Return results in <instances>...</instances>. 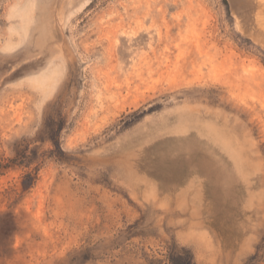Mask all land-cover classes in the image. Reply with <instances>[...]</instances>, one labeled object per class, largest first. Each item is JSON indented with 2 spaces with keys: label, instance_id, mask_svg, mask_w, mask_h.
<instances>
[{
  "label": "rangeland",
  "instance_id": "rangeland-1",
  "mask_svg": "<svg viewBox=\"0 0 264 264\" xmlns=\"http://www.w3.org/2000/svg\"><path fill=\"white\" fill-rule=\"evenodd\" d=\"M18 152L0 264H264V0H0Z\"/></svg>",
  "mask_w": 264,
  "mask_h": 264
},
{
  "label": "trees",
  "instance_id": "trees-1",
  "mask_svg": "<svg viewBox=\"0 0 264 264\" xmlns=\"http://www.w3.org/2000/svg\"><path fill=\"white\" fill-rule=\"evenodd\" d=\"M59 117L55 119V121L52 122V141L54 142L56 147H60V134L61 131L64 128V117L62 114L58 115ZM24 159L22 161H19L20 159ZM32 163L29 162L28 157H27V152L23 153H17V158L11 159L8 161L6 164L0 163V175H3V171H6L12 167L16 166H25L26 168H29V166ZM25 179L27 181V187H32L35 182L36 178L32 176V173H28L25 175ZM15 231V222L12 216L10 214H3L0 215V243L3 241H6ZM182 256L180 255H174L171 257V262L172 264L178 263V261L183 260L182 264H190L186 259L181 258Z\"/></svg>",
  "mask_w": 264,
  "mask_h": 264
}]
</instances>
